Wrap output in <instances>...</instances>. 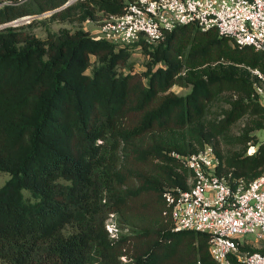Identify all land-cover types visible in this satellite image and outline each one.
Returning a JSON list of instances; mask_svg holds the SVG:
<instances>
[{
    "label": "trees",
    "instance_id": "trees-1",
    "mask_svg": "<svg viewBox=\"0 0 264 264\" xmlns=\"http://www.w3.org/2000/svg\"><path fill=\"white\" fill-rule=\"evenodd\" d=\"M65 1L0 5V24L32 15L0 27V172L8 174L0 185V264H215L207 232L172 228L165 192L189 186L191 170L175 153L207 143L218 150L210 134L197 146L170 144L158 134L194 123L224 89L240 90L248 100H234L215 133L251 103L263 109L251 70L194 68L227 59L264 73V50L194 23L154 42L115 44L82 25L102 13H122L133 0L59 7ZM51 20L77 26L45 25L44 36L32 29ZM135 50L146 56L140 70L131 58ZM173 84L189 90L178 94ZM251 137L247 129L236 136ZM226 166L229 177L263 172L264 139L254 151L226 158ZM219 170L227 175L229 169ZM110 213L117 236L105 227Z\"/></svg>",
    "mask_w": 264,
    "mask_h": 264
},
{
    "label": "built area",
    "instance_id": "built-area-1",
    "mask_svg": "<svg viewBox=\"0 0 264 264\" xmlns=\"http://www.w3.org/2000/svg\"><path fill=\"white\" fill-rule=\"evenodd\" d=\"M24 0H0V5ZM90 33L115 44L139 39L154 42L177 25L194 23L214 27L236 44L264 50V0H133L122 13H102ZM258 80L254 87L264 102V73L251 68ZM254 151V149L252 150ZM190 168L188 188L167 190L173 229H194L209 235L215 264H264V171L251 179L226 175L212 144L187 154L175 153ZM117 236L114 214L105 220ZM253 248V249H252Z\"/></svg>",
    "mask_w": 264,
    "mask_h": 264
},
{
    "label": "rangeland",
    "instance_id": "rangeland-1",
    "mask_svg": "<svg viewBox=\"0 0 264 264\" xmlns=\"http://www.w3.org/2000/svg\"><path fill=\"white\" fill-rule=\"evenodd\" d=\"M48 13H43L35 17H42ZM32 17L24 18L19 21H27ZM45 25H49L51 29H58L61 26H67L70 28H75L77 23H69L58 20H51L45 23H38L32 29L36 34L40 36L45 35ZM86 29L94 28V24L84 22L82 25ZM131 58L133 60V65L135 69L144 68V60L146 56L139 50H135L132 53ZM227 66L237 72H246L251 70L252 67L245 65L240 62L230 61L227 59H220L217 61H212L210 63L202 64L194 68L195 70H203L208 67L213 66ZM89 71V69H88ZM171 89L178 94H184L189 90L187 86H181L178 84H173ZM239 98L247 99L246 95L243 94L240 90L236 89H224L217 93L215 97L210 100L206 106V111L204 115L197 119L194 123H191L184 129L179 130H167L161 134H158L163 140L170 144L176 145H186L188 142L193 143L195 146L198 145L197 139H201L206 134H210V139L214 143V146L218 150L219 158L221 161V166L226 169H229L227 172H230V168L226 166V158L235 154V153H249L257 146L258 142L264 139V107L261 110L255 111L252 108L254 103L249 105V108L243 112L237 119H235L227 128L216 132L215 127L217 122L223 117L224 111L232 105L234 100ZM248 130V133L251 134V139L247 141H240L236 136L240 135L243 131ZM264 170L261 168L259 170ZM176 171L183 172L181 168H176ZM258 173V172H257ZM256 174V173H255ZM8 177V174L4 171L0 172V185ZM250 177V176H247Z\"/></svg>",
    "mask_w": 264,
    "mask_h": 264
},
{
    "label": "water",
    "instance_id": "water-1",
    "mask_svg": "<svg viewBox=\"0 0 264 264\" xmlns=\"http://www.w3.org/2000/svg\"><path fill=\"white\" fill-rule=\"evenodd\" d=\"M73 0H66L62 5H60L59 7H63V6H65V5H67V4H69L70 2H72ZM58 7V8H59ZM55 9H57V8H55ZM29 17H32V15H24V16H20V17H18V18H16V19H14V20H12V21H10V22H6V23H2V24H0V27L1 26H4V25H6V24H10V23H12V24H16V23H18L19 21H21V20H23L24 18H29ZM28 21V20H27Z\"/></svg>",
    "mask_w": 264,
    "mask_h": 264
}]
</instances>
